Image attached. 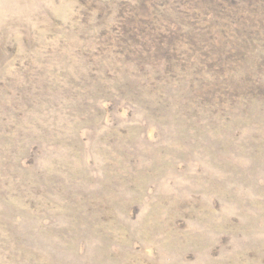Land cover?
I'll use <instances>...</instances> for the list:
<instances>
[{"label":"rangeland","instance_id":"rangeland-1","mask_svg":"<svg viewBox=\"0 0 264 264\" xmlns=\"http://www.w3.org/2000/svg\"><path fill=\"white\" fill-rule=\"evenodd\" d=\"M0 264H264V0H0Z\"/></svg>","mask_w":264,"mask_h":264}]
</instances>
